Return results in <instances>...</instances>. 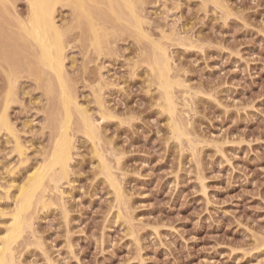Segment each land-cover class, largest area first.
Wrapping results in <instances>:
<instances>
[{
  "label": "rangeland",
  "instance_id": "rangeland-1",
  "mask_svg": "<svg viewBox=\"0 0 264 264\" xmlns=\"http://www.w3.org/2000/svg\"><path fill=\"white\" fill-rule=\"evenodd\" d=\"M9 2L4 20L27 16L28 0ZM215 3L139 5L145 31L166 44L174 76L186 85L175 89L188 137L181 141L146 64L149 41L103 17L109 36L97 55L84 29L70 31L65 67L78 105L100 125L101 144L75 133L69 175L49 192L55 205L37 208L13 264H264V0ZM73 14L59 6L56 21L69 25ZM22 73L6 111L17 138L0 131V237L17 187L55 133L54 97L36 74ZM96 147L114 167L125 203L102 174Z\"/></svg>",
  "mask_w": 264,
  "mask_h": 264
},
{
  "label": "bare ground",
  "instance_id": "bare-ground-1",
  "mask_svg": "<svg viewBox=\"0 0 264 264\" xmlns=\"http://www.w3.org/2000/svg\"><path fill=\"white\" fill-rule=\"evenodd\" d=\"M213 1L219 5L221 4L218 3L219 0ZM7 2L10 3L9 0H0V65L7 66V68L4 66L5 68L3 67V69H7L4 72L8 82L7 104H5L6 106L4 105V108H6L0 115V131L3 129L8 130L17 138V134H14L16 131H14L15 129L9 121V115H7L6 111L8 104H10L9 102H13L11 99L15 95L14 93H16L17 78L20 74H23L24 70L33 73L32 75L36 74L35 78L45 83L46 91L54 97L56 106L55 110H52L53 112L51 113L55 128H53L55 130L53 135L55 138L53 137L51 149L45 153L44 158L42 157L41 163H38L39 165H36L32 172L30 171L31 173L27 179L21 186L17 187L18 189H16L17 191L14 194L15 207L11 211L10 220H8L10 222L0 237V264H13L16 261L17 246L22 239H25L24 236L28 231L34 232L32 230L34 229V217H36L34 215L38 209L39 211L41 209V207H38L52 205L51 200L53 199H51L52 197L49 195V192L53 189L58 190L56 188L60 184V181L69 175L70 164L75 154L73 153L75 149L74 141L76 140L74 138L76 137L75 133L81 132L87 139L92 140L93 144L97 141V145L95 146L101 144L98 142L102 138L100 125L95 120L96 118L94 119L92 115L87 113V110L86 112L83 109V106L80 107L78 105L80 102L77 101L70 81L71 79H69L65 67L66 51L69 45L67 43L68 35L71 30L79 28L82 32V29H84L83 32H85L88 40H90L89 46L98 52L97 55L105 48H103V45H105L106 38L109 36V31H107L104 25L105 23L101 22L102 25L99 23L103 21V17L107 21L113 17L116 23L119 21L125 25H122L123 28L126 27L127 30L132 29L136 38L138 37L137 39L149 41L151 53L150 55L148 54L146 64L148 63L147 65H149L152 77L161 90L164 112L169 114V120L172 121L171 130L180 141L182 137H187L186 129L185 131L183 129L185 123L182 122L183 119H179L181 115H179L175 93L176 87L181 88L183 86L184 88L186 85L184 86L181 80L176 78L177 75L174 76L172 58L166 44L160 41V39H151L150 33H147V30L145 31L146 19L141 15L139 10L142 0H28L29 8L27 16L24 18L19 15L12 16L13 19L15 18L14 21L13 19L12 21L10 19L7 21V19L4 20L3 18L4 13H9ZM59 6L71 7L74 13V20L71 21L75 25L72 23H70L72 25L64 24L65 27L61 25L62 23L58 24L56 13ZM100 16L102 20H98L101 18ZM1 22H5V25ZM6 22L10 23L7 24ZM111 30H113V27ZM165 38L162 39L165 40ZM19 51L20 53H25L26 56L24 57L26 58L22 60L20 57H17L20 54ZM98 104L102 105V102ZM105 116L109 117L110 114L103 113V117ZM18 140L16 139L15 150L22 154L23 148L21 142ZM94 149L95 156L99 158L98 162L103 172L102 174L111 183L110 185L115 190L117 200L124 201L122 187L113 172L114 167L112 168L108 163L101 149L98 147ZM120 201L119 203H123Z\"/></svg>",
  "mask_w": 264,
  "mask_h": 264
}]
</instances>
